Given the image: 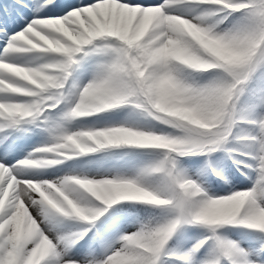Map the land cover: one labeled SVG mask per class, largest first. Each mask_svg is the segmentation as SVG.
<instances>
[{
  "label": "snow or ice",
  "instance_id": "snow-or-ice-1",
  "mask_svg": "<svg viewBox=\"0 0 264 264\" xmlns=\"http://www.w3.org/2000/svg\"><path fill=\"white\" fill-rule=\"evenodd\" d=\"M57 6L0 0V264H264V0Z\"/></svg>",
  "mask_w": 264,
  "mask_h": 264
},
{
  "label": "rangeland",
  "instance_id": "rangeland-1",
  "mask_svg": "<svg viewBox=\"0 0 264 264\" xmlns=\"http://www.w3.org/2000/svg\"><path fill=\"white\" fill-rule=\"evenodd\" d=\"M80 2H82V0H56V3L58 6H57V8L52 10V14H61L63 12V10H65L67 7L75 6L77 3H80ZM32 55H35V54H32ZM25 58H31V57H25ZM77 75H79V73H77ZM41 140H42V137L40 135L29 134V138L22 142V146L24 147V150L27 151L31 147L37 146L41 142ZM22 155H23V152L19 153L16 158H20ZM215 155L219 156L220 153H217ZM43 158H47V157H43ZM241 159H243V157H241ZM42 171L45 173L51 172L52 168L46 167V168L42 169ZM43 178H48V177H47V175H45ZM247 183H248V181H246L244 178V179L240 180L239 182H236L234 185L236 187H244ZM211 189L219 195L227 194V193H225V191L223 190V188L221 186H218L216 188H213L211 186ZM113 206L114 205L108 206V207L111 208ZM128 228L132 229L131 223L128 224ZM238 228L239 227L229 226V228L227 229V232L229 235H231L232 239H238L241 236V232L238 230ZM222 230H225V229H222ZM189 235H191V233Z\"/></svg>",
  "mask_w": 264,
  "mask_h": 264
},
{
  "label": "trees",
  "instance_id": "trees-1",
  "mask_svg": "<svg viewBox=\"0 0 264 264\" xmlns=\"http://www.w3.org/2000/svg\"><path fill=\"white\" fill-rule=\"evenodd\" d=\"M236 166L232 165L229 161H227V164L225 166V175L227 176V178L232 181L233 183L238 181L239 179L242 178V175H241V172L240 171H237V169L235 168ZM243 171H246V169H242ZM219 178H212L211 177V183L213 185H216V181L218 180ZM220 185L223 186L224 190H227L228 189V185L227 184H224L223 181H220L219 182ZM129 211H136L135 209H129Z\"/></svg>",
  "mask_w": 264,
  "mask_h": 264
}]
</instances>
